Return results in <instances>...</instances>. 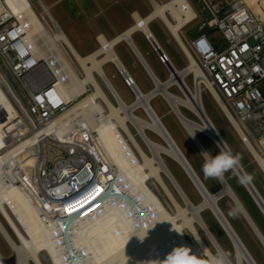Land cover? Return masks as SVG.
Wrapping results in <instances>:
<instances>
[{
    "label": "bare ground",
    "instance_id": "bare-ground-1",
    "mask_svg": "<svg viewBox=\"0 0 264 264\" xmlns=\"http://www.w3.org/2000/svg\"><path fill=\"white\" fill-rule=\"evenodd\" d=\"M248 3L250 6L255 7L257 12L263 11L262 5H264V0H250ZM3 5V12L10 14L12 17L20 18V16H26L27 22L31 26L29 31L30 34L31 32L37 34L42 28L44 30V24H42L39 16L34 11L30 0H4ZM46 9L51 19L56 21L50 14L48 8ZM181 10L187 14L188 20L192 17L184 0H170L166 3H159L149 17H147L146 20L143 19L145 22L142 26L136 24L113 40H107L100 36V48L88 56H81L76 51L62 29L52 37L43 33L49 48L53 51L57 49V42L60 41L64 43L71 50L76 62L84 72V77H80L69 63L66 65L67 73L71 76L70 84L67 86L62 85L63 90H66V95L69 98L71 95L74 96V100L78 99L77 97L84 95V85L87 83L93 84L95 92L84 100L76 103L68 112L53 120L46 127L33 133L21 143L8 150V152L0 154V214L5 218L14 234L19 238L20 245L15 242L1 221L0 234L13 250L16 264H31V262L33 264H44L43 259H41V254L43 252H45L48 257L45 258L44 256L46 262L50 261V264H65L60 254V249L62 247L58 245L60 241L64 240V235L66 234V231L64 232V230H66L65 224L60 225V228L57 225L56 231H58V234L55 236L54 232L56 231L52 229L51 226H48L47 219L43 216L42 211L45 212V210H40V203H38L34 188L29 185L27 173H20V170H28L31 166L35 165V161L38 157L36 146L42 136H46L54 142L75 140L90 144L91 147L103 157L108 165L116 167L124 174L125 178L127 177L129 179L127 182L121 184L125 187V190L128 191V193H132L135 198L139 197L141 199V204L153 210V215L149 222L137 226L131 222L130 211L121 209L117 202L93 223L73 226L69 232L70 236L74 238L76 245L79 248H83L87 253V261L84 264H137L138 261H152L150 259L151 255L154 256V260L149 264H156L160 259L164 261L167 254L177 247L190 249L189 254L193 256L197 264H204L184 237L183 230L186 227L198 238L202 250L209 255V264H213V260H215L217 264H257L245 245L239 242L240 238L238 237V240L234 236L230 222L225 215L222 214L217 204L219 197L223 195H228L236 201L231 190L224 184V189L215 196L204 189L205 187L202 182H199L194 175V173L196 174L195 170L191 166L194 171L193 173L186 164L183 159V157L186 158V156L177 145L166 125L160 120L150 102L151 98L153 99L157 95L164 97L166 101L170 103L183 128L189 133L201 152H203L201 148L203 146L197 137L198 131L207 134L222 151H231L227 142L220 135L218 129L204 109L201 93L202 89L199 83L205 81V79L198 68L197 62L192 59L187 69L184 71L178 70L177 75L165 84L159 82V80L154 77L153 82L155 84V89L147 95L140 91L137 84L136 86H132L129 90L135 96V102L130 105L121 98L103 70L104 65L111 64L118 70L120 75L123 73L125 76V71L129 74L127 67L115 51L116 45L120 42H126L133 47L132 34L135 31L146 32L148 30L146 27L147 22L156 18H160V20H164L167 23L172 36H174L175 41L178 42V46L189 54L181 36V30L188 20L185 21L182 19ZM168 15L170 18L177 21V23L172 24ZM141 21L142 19H138V23ZM189 73H194L196 75L197 81L193 90L189 88L186 84L187 82H185V78ZM98 79H101L103 84L107 87L109 94L116 100L117 105L111 102L107 91L100 85ZM184 84H186L188 89L184 87ZM172 86L180 88L185 97L182 98L171 93L168 89ZM0 89L2 91L1 96L4 97L5 100L4 116L3 113L0 112L1 137L2 127L9 126L10 121L17 117V110L15 105H12V101L7 97L1 85ZM69 89L70 91L68 92ZM213 93L216 96V93ZM103 104L107 106L108 114H106L107 112ZM181 106L190 108L199 118L200 122L187 119L180 110ZM137 109H142L146 113L148 120L136 116L134 112ZM157 118L161 121L162 125L158 122ZM232 122L235 124L237 135L244 142L247 149L255 156L257 162L264 170V158L258 155L253 142L249 139L244 128L237 125L234 119H232ZM130 124L136 129L138 136L141 137L149 148L151 156H148L138 144L135 135L129 128ZM120 128L127 135L140 156L138 157L137 155V158L133 157L135 163L132 162L131 158H127L126 154L122 151L118 139ZM146 129H150L160 136L164 140L165 145H160L152 141L146 135ZM165 129L178 146L182 155L170 140ZM92 133H97L96 138L92 137ZM32 151L33 155L31 154ZM162 154L172 157L183 167L188 177L204 198L200 206H194L187 198L176 178L165 165L161 156ZM239 166L242 167L240 163H238L234 167L235 170L240 174L241 181L259 201L260 208L264 213V205L249 183L251 179L246 172L245 174L249 180L241 174ZM162 174L168 178L170 186L178 192L185 203V207H181L178 204L172 194L170 186L163 180ZM23 179H25L22 182L23 186L19 187L16 183L21 182ZM251 183L253 184L252 181ZM253 186L255 187L254 184ZM158 187L163 190L172 204L176 207L177 213L175 215H171L167 211L164 204L155 193V191L157 192L159 190ZM100 208L101 206L92 209L87 216ZM204 209L211 210L231 238L237 254L236 263L230 261L218 242L211 235L209 228L200 214ZM188 214H190V217L187 216ZM249 221L264 245V236L259 232L256 226H254L251 220ZM195 224H198L203 229L217 250L219 257L213 256L207 245L201 240L195 228ZM168 243L172 244L171 248L167 247ZM163 247L166 252H160L159 256H155V252L157 250L160 251ZM0 264H8L1 252Z\"/></svg>",
    "mask_w": 264,
    "mask_h": 264
},
{
    "label": "built area",
    "instance_id": "built-area-1",
    "mask_svg": "<svg viewBox=\"0 0 264 264\" xmlns=\"http://www.w3.org/2000/svg\"><path fill=\"white\" fill-rule=\"evenodd\" d=\"M30 2L34 8L35 2ZM151 2L154 10L159 3L156 0ZM184 2L192 17L188 20L187 14L180 11L182 19L188 20L183 29L198 18L191 3L188 0ZM37 4L41 12L36 13L44 24V30L42 28L37 34L29 33L31 26L26 16L17 18L8 13H0V85L17 110V117L10 121L9 126L2 127L0 154L8 152L14 142L19 144L49 125L68 109L70 103L92 90L95 92L93 84L87 83L84 85V95L77 97L78 99L74 100V96L69 98L66 95L62 85L67 86L71 82L66 66L68 63L71 65L68 58L71 50L60 41L56 43V50L49 48L43 33L52 37L61 28L51 19L43 1L38 0ZM205 4L207 5L206 2ZM207 7L211 18L205 29L192 38L185 36L183 29L181 30L182 40L189 51L188 54L182 50L188 62L185 69L190 66L192 59L197 62L205 79L199 83L202 92L207 91L211 95L234 129L236 127L232 119L250 136L247 125L264 116V9L259 14L250 6L241 5L227 15L218 17L208 5ZM43 13L49 18L52 27L43 20ZM146 18L138 13L132 15L134 25L142 26ZM138 19L142 21L138 23ZM152 21L146 24L148 30L140 33L164 67L169 82L177 75L178 70L154 37L150 29ZM170 21L172 24L177 23L173 18ZM161 22L170 32L167 23L164 20ZM214 30L222 35L223 47L217 48L209 39L208 34ZM99 39L100 36L97 38L98 42ZM4 67L12 78L20 82L26 94V102L12 86L9 75L3 71ZM125 73V76L123 73L121 76L126 87L130 89L136 86L134 79L126 71ZM190 76L194 89L196 75L189 73L187 78ZM184 87L188 89L186 84ZM186 109L192 112L190 108ZM118 139L126 157L135 163L133 157L137 158V150L132 142L121 132ZM46 142L50 144L48 147ZM36 147L38 157L35 165L28 170H20V173H27L29 185L34 188L40 203V210H45L42 212L48 226L56 231L57 225L60 228V225L65 224L64 240L58 243L62 247L60 254L65 264H84L87 261L86 251L79 248L70 236L72 227L93 223L115 203L118 202L121 209L130 211L131 222L135 225L149 222L153 215L152 208L141 204L139 197L135 198L125 190L121 184L129 179L116 167L108 165L90 144L75 140L54 142L42 136ZM54 148L57 149L56 156L49 155V149ZM256 150L264 158V149L258 147ZM31 154L33 155V151ZM16 184L23 186L22 182ZM99 206L100 209L87 216ZM56 232L55 236L58 234ZM167 247L171 248L172 244L168 243ZM160 252H166L165 248L157 250L155 256H159ZM150 259L153 261L154 256L151 255ZM152 261H138L137 264H149Z\"/></svg>",
    "mask_w": 264,
    "mask_h": 264
},
{
    "label": "rangeland",
    "instance_id": "rangeland-1",
    "mask_svg": "<svg viewBox=\"0 0 264 264\" xmlns=\"http://www.w3.org/2000/svg\"><path fill=\"white\" fill-rule=\"evenodd\" d=\"M3 1L0 0V13L3 12ZM34 3V11L35 12H41V9L39 5L37 4L38 0H33ZM43 4L48 8L50 14L54 17L56 20V23L60 26V28L64 31V33L69 38L70 42L76 49V51L81 56H88L91 53H93L95 50L100 48V43L97 40V36H95L96 31H94L95 26L104 27V19L105 16L101 15L99 16V19H96L95 21L92 20V17L89 19V8L92 6V0H42ZM158 3H166L170 0H156ZM191 3V6L196 11L198 18L195 22L188 25L186 28L182 30V33L187 36L188 38L194 37L196 34L201 32L203 29H205L206 24L208 20L211 18V13L207 7V5L210 7V9L218 16L223 17L227 15L228 13L232 12L236 8H238L241 5H248V1L250 0H205L207 5L203 0H188ZM135 0H129V7L134 6ZM138 9H140V12L143 13V17H147L152 12V2L151 0H139L138 1ZM251 9H253L255 12L256 9L253 6H250ZM264 9V5H262V10ZM36 13V14H37ZM261 14L260 12H257ZM39 14V13H38ZM43 17L45 20V23L48 24L50 27H52L51 22L47 15L43 13ZM112 17L116 21H119L120 15H114V16H107ZM170 18V16L168 15ZM128 23L129 25L132 24L131 19L128 16ZM150 29L155 35L157 41L162 46L166 54L172 59L174 64L177 68L181 69L188 65L187 60L181 51L180 47L177 45L174 37L172 34L168 31V29L164 26V24L161 22L160 19H155L150 24ZM101 36V34H99ZM98 36V37H99ZM209 39L212 41L213 44L217 48L223 47L224 40L222 35L219 31L214 30L208 34ZM133 40L135 44L139 47L141 52L144 54L145 58L149 61V63L154 68L155 72L157 73L158 77L161 80H165L168 77V74L166 73L164 67L159 64L158 68H155V66L152 64L153 58H155V54L151 51L148 44L141 38V35L139 33H136L133 36ZM116 53L124 63V65L127 67L129 73L133 75V77L137 80L138 83L141 85H145L146 87L150 88L154 86L153 79H149L145 73L143 72L140 64L136 60L135 55L133 54V51H131V48L126 45L125 43H120L115 48ZM149 53V54H148ZM69 61L76 71V73L80 77H84V72L82 71L81 67L78 65V63L75 60L74 55L69 52L68 53ZM103 70L109 80L111 81L112 85L115 87L121 98L128 104H132L135 102V96L130 92V90L124 86V79L118 72L116 68H114L111 64L104 65ZM4 72H6L9 75V71L6 67L3 69ZM10 81L12 83V86L17 91L18 95L26 102V94L21 86L20 82L18 80L12 78V76L9 75ZM100 85L105 88V91H107L111 102L114 105H117L116 100L112 97V95L109 94V91L107 87L103 84L101 79H98ZM186 84L189 85L188 87L193 90V79L192 77H186L185 78ZM171 93L184 97V95L181 93V91L177 87H171L168 89ZM93 91V90H92ZM88 92L83 97H81L79 100L70 103L68 106V109L64 112H68L76 103L79 101L84 100L86 97L90 96L93 92ZM0 94H2V91L0 89ZM11 102V101H10ZM155 112L159 116L160 120L166 125L167 129L175 139L177 145L179 148L183 151L184 155L186 156V159L190 163V165L195 170L196 174L198 175L200 181L204 185L205 189L213 195L220 189H222V182L221 179H214V178H206L202 171V164L204 163V156L202 152L200 151L197 144L193 141V139L190 137L189 133L183 128L180 120L174 113L170 103L166 101V99L160 95H157L154 97V99L150 100ZM202 103L204 106V109L207 113V115L210 117L211 121L214 123L216 128L218 129V132L223 137V139L227 142L229 148L233 152L235 156L239 157V163L242 166L243 170L246 172V174L249 176L253 184L255 185L257 191L261 195V197L264 199V171L259 166L257 161L255 160L254 156L250 152V150L247 149L244 142L240 139V137L237 135L236 130L232 127L226 116L222 113L219 106L215 103V101L212 99L211 95L207 91L202 92ZM13 105V104H12ZM14 106V105H13ZM103 107L106 110V114H108V108L105 104H103ZM180 110L182 114L187 118L194 122H200L199 118L192 112H190L188 109H186L184 106L180 107ZM57 116L55 119L62 116ZM134 114L142 119L148 120V117L146 113L142 109H137ZM129 128L131 132L135 135L138 144L140 147L145 151V153L148 156H151V152L145 142L141 139V137L138 136V133L136 129L130 124ZM247 129L249 133L251 134L249 139L253 142L254 147L257 149L258 147L261 149H264V116L262 119L253 122L251 124L247 125ZM120 132L124 134V131L120 128ZM146 135L155 143L160 145H165L164 140L158 136L156 133H154L150 129L145 130ZM97 133H93L92 137L96 138ZM197 137L199 141L201 142L202 146L207 149V146L205 145L206 142L211 144L218 154L221 152L219 146L204 132H197ZM48 147L50 144L48 142L45 143ZM18 145V143H13L10 147L11 149ZM204 148V149H205ZM51 150L49 155L56 156L57 149H49ZM1 151V150H0ZM138 155V152H137ZM162 159L167 166L168 170L174 175L176 178L178 184L182 188L183 192L187 196V198L191 201V203L198 207L200 206L204 198L202 194L198 191L194 183L191 181V179L188 177L187 173L183 169V167L172 157L162 154ZM138 157H140L138 155ZM232 179L226 180L230 187L231 185H236L238 189L244 190L246 192V195L249 196L250 200H252L253 204L255 205V208L252 207V216L258 223L260 227V231L262 235L264 236V214L259 208V206L256 204L254 199L252 198L251 194L249 193L246 186L241 181L240 177L235 172L234 168L229 170ZM163 180L167 185L170 186L168 178L162 174ZM25 179H23L21 182H23ZM232 183V184H231ZM171 191L175 199L177 200L178 204L181 207H185V203L178 194V192L173 189L171 186ZM158 191L155 193L159 197V199L164 204V207L167 209V211L171 215H175L177 213L176 207L172 204L168 196L163 192V190L158 187ZM233 189V187H232ZM240 189V192H242ZM226 198H229L230 196L225 195ZM233 199V198H232ZM227 203V201H224V204ZM218 206L220 209H222L223 203L222 201H218ZM234 204V203H232ZM234 206V205H233ZM232 205H227L228 210H226L228 215L233 218L234 221H236L237 227L233 228L235 230V233L240 238L241 242L245 245L247 250L250 252V254L253 256L257 264H264V245L262 244V241L254 231V229L249 225L243 216L239 213L237 207L235 206L234 209L237 211V214L239 215V218L237 217L236 212L233 210ZM201 217L207 227L209 228L211 235L215 238V240L218 242L220 247L222 248L225 255L230 259L232 263H236L237 260V254L234 248V244L229 237V235L226 233V231L221 226L220 222L216 218V216L211 212L210 209H204L201 211ZM190 217V214L187 215ZM227 217V215H226ZM228 219V218H227ZM0 221L3 223L7 231L10 233V235L13 237L15 242L20 245L19 238L14 234L12 228L7 224L5 218L0 214ZM195 228L200 235L201 240L207 245L210 252L213 256L219 257V254L211 241L209 240L208 236L205 234L203 229L198 225L195 224ZM184 237L188 241L190 247L192 250L196 253V255L199 257L202 263L209 264L210 259L209 255L202 250V246L198 238L192 233V231L189 228H184L183 230ZM173 251V250H172ZM172 251H170L168 254H170ZM0 252L7 261L8 264H16V259L13 250L11 247L5 242L3 236L0 234ZM167 254V255H168ZM43 256V257H42ZM45 258H48L45 252L41 254V259H43L44 264H50L49 262H46L44 260ZM167 257V256H166ZM165 257V259H166ZM31 264H33L31 262ZM156 264H163V261H159Z\"/></svg>",
    "mask_w": 264,
    "mask_h": 264
},
{
    "label": "crops",
    "instance_id": "crops-1",
    "mask_svg": "<svg viewBox=\"0 0 264 264\" xmlns=\"http://www.w3.org/2000/svg\"><path fill=\"white\" fill-rule=\"evenodd\" d=\"M138 1L139 0H135V4L132 7H129V0H92L91 3V7L89 8V19L92 17V19L90 20L92 22V20H96L99 19V16L103 15L105 16L104 19V27H100L95 26L94 27V31H96L95 36H99V34H101L102 37H104L107 40H113L116 37H118L120 34L124 33L125 31H127L128 29L132 28L134 26V21L132 19V15L134 13H138L139 15H141L143 17V13L140 12V9H138ZM153 11V10H152ZM152 13V12H151ZM150 13V14H151ZM149 14V15H150ZM114 15H120V16H124V17H120L119 21H116L115 19H113L112 17H107V16H114ZM149 15L147 17H149ZM128 16L132 21V24L129 25L128 23ZM183 29V28H182ZM136 33H139L141 35V38L144 40L143 35L138 32L135 31L132 35L134 36ZM154 35V34H153ZM133 36H132V44L133 47L128 45L126 42V45H128L131 48V51H133V54L136 57V60L138 61V63L140 64L143 72L145 73V75L150 79H153L154 77L157 78L159 80V82L161 83H166L168 80V77L165 80H161L157 73L155 72L154 68L152 67V65L149 63V61L145 58L144 54L141 52V50L139 49V47L135 44V42L133 41ZM155 37V36H154ZM174 37V36H173ZM175 39V38H174ZM145 41V40H144ZM146 42V41H145ZM122 43V42H120ZM119 43V44H120ZM178 43V42H176ZM118 45V44H117ZM116 45V46H117ZM178 45V44H177ZM150 48V47H149ZM181 49V48H180ZM182 51V49H181ZM183 52V51H182ZM149 54V53H148ZM184 54V53H183ZM185 56V55H184ZM186 58V57H185ZM172 60V59H171ZM187 60V59H186ZM173 62V61H172ZM188 63V62H187ZM152 64L155 66V68L159 67V61L157 56L155 55V58H153L152 60ZM174 64V62H173ZM161 65V64H160ZM174 66L176 67V65L174 64ZM177 68V67H176ZM186 67L184 68H177V70L182 71L184 70ZM129 72V71H128ZM130 74V73H129ZM130 76L134 79L135 83L137 84L138 88L140 89L141 92H143L144 94H149L151 93L154 89H155V84L154 86L148 88L145 85H141L140 83L137 82V80L133 77V75L130 74ZM124 84V83H123ZM125 86V84H124ZM126 87V86H125ZM154 99V98H153ZM0 112L5 113V106L4 103L2 101H0ZM2 139V136L0 137V141ZM2 144V143H1ZM3 145V144H2ZM207 146V149L205 148L206 151L209 152L210 155L215 156L217 153L214 150L213 146L211 144H209L208 142H206L205 144ZM1 149V148H0ZM223 178L225 180H231L232 179V175L230 173V171L225 172ZM227 182V181H226ZM232 184V183H231ZM233 187H231L233 193L235 194L236 198L239 200V202L241 203L242 207L244 208V210L247 212L248 216L250 217L251 222L254 224V226H256V228L259 230V232H261L260 227L258 225V223L256 222V220L254 219V217L252 216V207L255 208V205L253 204L252 200H250L249 196L246 195V192H244V190H242L240 192V189H238L236 187V185H231ZM221 190V189H220ZM219 190V191H220ZM217 191V192H219ZM216 192V193H217ZM215 194V193H214ZM219 201H222L223 206L222 209H220L222 211V213L225 215H227L226 218H228V221L230 222L232 228H236L237 224L236 221L233 220L232 217H230L227 213L226 210H228L227 205H234L233 206V210L236 212L237 211L234 209V207L236 206L239 213L243 216V218L245 219V221L249 224L248 220L244 217L243 213L241 212V210L239 209V207L237 206L236 202L231 198H226V196H223ZM224 201H227V203L224 204ZM234 203V204H232ZM237 217L239 218V215L237 214ZM250 225V224H249ZM235 231V230H234Z\"/></svg>",
    "mask_w": 264,
    "mask_h": 264
},
{
    "label": "clouds",
    "instance_id": "clouds-1",
    "mask_svg": "<svg viewBox=\"0 0 264 264\" xmlns=\"http://www.w3.org/2000/svg\"><path fill=\"white\" fill-rule=\"evenodd\" d=\"M202 154L204 156L202 171L206 178L221 179L225 172L233 169L239 163V157L231 151H221L215 156L210 155L208 151H203ZM189 253L190 249L177 247L167 255L163 264H197V261ZM213 264H217V262L213 260Z\"/></svg>",
    "mask_w": 264,
    "mask_h": 264
},
{
    "label": "water",
    "instance_id": "water-1",
    "mask_svg": "<svg viewBox=\"0 0 264 264\" xmlns=\"http://www.w3.org/2000/svg\"><path fill=\"white\" fill-rule=\"evenodd\" d=\"M152 99V98H151ZM156 117H157V115H156ZM157 120H158V122L162 125V123H161V121L157 118ZM164 128V127H163ZM165 131H166V129H165ZM166 133L168 134V132L166 131ZM168 136H169V138H170V140L172 141V143L174 144V146L176 147V149L179 151V153H181L180 152V150H179V148H178V146L176 145V143L173 141V139H172V137L168 134ZM198 142V141H197ZM201 143V142H200ZM202 148V150L203 151H205L204 149H203V147H201ZM220 148V147H219ZM221 150V149H220ZM222 151V150H221ZM181 155H182V153H181ZM183 157V156H182ZM183 159L185 160V162H186V164L188 165V167L190 168V170L194 173V171L192 170V168H191V165H189L190 163L188 162V160L186 159V158H184L183 157ZM239 169H240V172H241V174L244 176V177H246L247 179H248V177L246 176V174H245V171L243 170V168L242 167H240L239 166ZM234 170H235V168H234ZM235 172L237 173V175L240 177V174L235 170ZM194 175L196 176V178L198 179V181L200 182V179L197 177V175L194 173ZM241 179V178H240ZM249 180V179H248ZM221 182H222V189L219 191V192H217V193H215L214 195L216 196L218 193H220L223 189H224V184H225V186H227L230 190H231V192H232V194H233V196H234V198H235V200L237 201H235L236 202V204H237V206L239 207V209L241 210V212L243 213V215H244V217L248 220V222H249V224L251 225V223H250V217L248 216V214H247V212L244 210V208L242 207V205H241V203L239 202V200L236 198V196H235V194L233 193V191H232V189H231V187L229 186V184L226 182V180L222 177L221 178ZM249 183H250V185L252 186V188H253V190L255 191V194L257 195V197L259 198V200L263 203V205H264V200H263V198L261 197V195L259 194V192L257 191V189L253 186V184L251 183V181L249 180ZM244 184V183H243ZM245 185V184H244ZM246 186V185H245ZM204 188V187H203ZM246 188H247V186H246ZM205 189V188H204ZM248 189V188H247ZM248 191H249V193L251 194V196H252V198L254 199V201L256 202V204L259 206V208H260V203H259V201L256 199V197L251 193V191L248 189ZM224 196V195H223ZM223 196H221V197H219V199H218V201L223 197ZM218 209V208H217ZM261 209V208H260ZM262 211V210H261ZM220 212V211H219ZM263 212V211H262ZM221 213V212H220ZM223 214V213H222ZM221 214V215H222ZM264 214V213H263ZM223 216V215H222ZM217 218V217H216ZM229 227L231 228V226L229 225ZM252 227V226H251ZM231 230H232V228H231ZM232 232H233V234H234V236L239 240V238H238V236L236 235V233H234V231L232 230ZM239 242L241 243V241L239 240ZM254 263V262H253Z\"/></svg>",
    "mask_w": 264,
    "mask_h": 264
},
{
    "label": "flooded vegetation",
    "instance_id": "flooded-vegetation-1",
    "mask_svg": "<svg viewBox=\"0 0 264 264\" xmlns=\"http://www.w3.org/2000/svg\"><path fill=\"white\" fill-rule=\"evenodd\" d=\"M0 101H2L3 103H5L4 97H2L1 94H0Z\"/></svg>",
    "mask_w": 264,
    "mask_h": 264
},
{
    "label": "snow or ice",
    "instance_id": "snow-or-ice-1",
    "mask_svg": "<svg viewBox=\"0 0 264 264\" xmlns=\"http://www.w3.org/2000/svg\"><path fill=\"white\" fill-rule=\"evenodd\" d=\"M97 194H99V192Z\"/></svg>",
    "mask_w": 264,
    "mask_h": 264
}]
</instances>
